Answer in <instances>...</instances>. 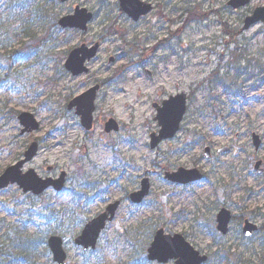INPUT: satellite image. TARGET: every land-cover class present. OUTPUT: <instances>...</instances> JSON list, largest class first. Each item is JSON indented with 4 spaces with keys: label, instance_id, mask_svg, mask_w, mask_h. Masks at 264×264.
Listing matches in <instances>:
<instances>
[{
    "label": "rangeland",
    "instance_id": "rangeland-1",
    "mask_svg": "<svg viewBox=\"0 0 264 264\" xmlns=\"http://www.w3.org/2000/svg\"><path fill=\"white\" fill-rule=\"evenodd\" d=\"M48 1H30L34 39L24 41L28 53L23 36L10 40L0 33V176L37 142L39 154L24 172L34 170L41 178L65 172L67 184L60 194L49 190L38 198L17 186L0 193V248L5 246L0 264H55L49 251L38 253L39 262L25 263L16 249L7 248L5 236L14 228L41 236L55 229L64 239L67 264L81 263L75 237L116 201L121 202L117 217L90 264H127L133 255L140 264H153L145 259L160 230L183 236L209 258L207 264H224V257L233 264H264V173L255 171L259 161L264 170V24L239 33L264 0L238 11L228 6L230 0H141L154 11L138 23L122 12L119 0ZM77 7L94 15L87 32L58 25ZM40 8L43 17L36 13ZM0 14L8 25L7 13ZM96 43L101 48L87 65L88 74L73 77L65 70L73 50ZM96 86L94 126L88 132L68 105ZM180 93L188 96L181 131L153 150L151 135L159 131L153 105ZM23 113L35 116L39 131L21 135ZM109 120L119 125V133L105 132ZM254 133L262 139L259 151ZM206 147L212 149L209 160ZM224 147L230 152L219 154ZM179 168H197L204 181L181 186L165 179ZM144 179L150 194L135 206L129 195ZM224 208L234 217L227 236L216 231V216ZM246 219L259 227L250 238L242 232Z\"/></svg>",
    "mask_w": 264,
    "mask_h": 264
},
{
    "label": "water",
    "instance_id": "water-1",
    "mask_svg": "<svg viewBox=\"0 0 264 264\" xmlns=\"http://www.w3.org/2000/svg\"><path fill=\"white\" fill-rule=\"evenodd\" d=\"M62 4L69 0H60ZM123 12L134 22H138L142 17L147 16L152 11V6L147 5L140 0H119ZM252 0H230L228 6L234 10H238L248 6ZM93 20V15L86 9L77 7L73 15L66 16L59 21V26L63 29H75L86 32L88 24ZM264 24V6L256 8L253 14L247 17L244 21L243 29L240 33L248 31L251 27L257 24ZM100 45L96 44L92 48L82 46L74 50L66 64L65 68L72 73L73 76H80L87 73L89 70L86 63L94 59L97 55ZM113 60L110 61V66ZM99 87H95L80 97L73 100L69 105V110L76 108V114L81 118L82 126L90 131L93 127V114L95 112V101ZM157 110L156 121L161 128L159 136H151V148L155 149L164 140L173 139L180 130V125L187 112V95L179 94L175 97H170L168 101L163 102L162 107L154 106ZM20 125L23 127L21 135L31 134L37 132L40 128L35 116L30 113H23L18 118ZM106 132H118L119 128L114 121H110L106 125ZM254 147L258 151L261 146V140L257 135L253 136ZM39 152L37 143L31 144L25 153V159L16 165L8 168L3 175L0 176V192L10 185H18L24 193H32L36 196L41 195L44 191L53 187L55 191L61 192L65 185L66 174L62 173L57 180L47 179L43 180L38 177L35 171L30 170L23 174L22 168L25 164L32 161ZM228 149H222L220 153H227ZM210 149L205 150V157L210 158ZM262 163L256 164L255 170L259 173ZM166 179L170 182L188 185L197 183L202 180V174L197 170L179 169L173 174H166ZM150 184L148 180L142 182V189L140 192L132 194L130 199L134 204H141L143 200L149 195ZM120 206L119 202L110 205L106 212L99 215L88 223L81 234L75 239V245L82 247L84 251L97 248L98 241L102 232L106 229L107 224L112 223L116 217L117 210ZM232 221L231 213L222 209L217 215V230L223 235L229 233V225ZM257 231V227L246 221L243 233L246 237H250ZM48 248L53 255V260L56 264H65L67 261V254L64 249L63 239L60 237H51L48 240ZM148 261L157 262L159 264H167L170 261H175V264H206L208 257L201 255L195 250L181 235H165L163 230L158 231L153 243L148 249Z\"/></svg>",
    "mask_w": 264,
    "mask_h": 264
},
{
    "label": "trees",
    "instance_id": "trees-1",
    "mask_svg": "<svg viewBox=\"0 0 264 264\" xmlns=\"http://www.w3.org/2000/svg\"><path fill=\"white\" fill-rule=\"evenodd\" d=\"M6 1L5 7L0 6V12L3 10L5 13H7V19L8 25L3 24V15L0 14V33H3L4 37L9 38L10 40L12 38H19L20 36L22 37L23 40L21 45L23 49L26 50V52H29L28 44H25L24 41L30 40L32 41L34 39V36L30 33L29 27H30V19L31 16L28 7L30 6V1L32 0H0V2ZM53 2L55 4L59 3L58 0H49L47 3ZM40 12L42 17L45 15L46 11L43 10L42 8L37 9L36 13ZM6 49V48H5ZM71 217L74 219V215H71ZM43 219L46 220L48 224H50V218L44 216L42 217ZM58 219H61V217H58ZM81 220V219H80ZM79 220L78 218L75 219V223H72L71 226L75 227L78 223ZM62 226V223L59 224V227ZM10 232H7L10 234L9 238H6V244L8 245L7 248L11 249L12 251L15 249L17 250L18 253H20V256L24 257L25 263H32L35 261L36 263L39 262L37 259H39L38 253L44 252L43 255L45 256L47 250L46 247V240L50 235H54V230L48 228V230L45 233H42L44 235L41 236V234H35V235H28V230L25 228V231L23 233H20L17 231V228H14L10 230ZM17 231V233H15ZM15 233V237H13L11 234ZM21 235L20 237H18ZM24 235V236H23ZM3 246V245H2ZM5 248V246L1 247L0 250L2 251ZM94 256V253L89 252V253H83V260L82 262H77L74 264H90L91 263V258ZM42 256V255H41ZM2 255H0V258ZM102 259V256H97V261ZM40 260V259H39ZM222 263L224 264H233L228 257H224L221 259ZM33 262V263H35ZM141 260L136 257V255H133L129 258V261L127 264H140Z\"/></svg>",
    "mask_w": 264,
    "mask_h": 264
},
{
    "label": "flooded vegetation",
    "instance_id": "flooded-vegetation-1",
    "mask_svg": "<svg viewBox=\"0 0 264 264\" xmlns=\"http://www.w3.org/2000/svg\"><path fill=\"white\" fill-rule=\"evenodd\" d=\"M152 75H150V77H151ZM113 132H111V133H107V134H112ZM117 133H119V132H117ZM49 169V168H48ZM47 169V170H48ZM52 170H53V168H52ZM247 221V219L244 221V223ZM254 224V223H253ZM254 225H256V224H254ZM257 226V225H256ZM258 230H259V227L257 226V231L256 232H258ZM242 231H243V229H242ZM256 232H254L253 234H255Z\"/></svg>",
    "mask_w": 264,
    "mask_h": 264
}]
</instances>
